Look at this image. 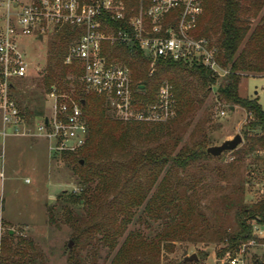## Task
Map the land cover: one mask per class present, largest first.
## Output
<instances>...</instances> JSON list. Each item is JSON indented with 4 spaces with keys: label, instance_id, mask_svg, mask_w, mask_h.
<instances>
[{
    "label": "trees",
    "instance_id": "obj_1",
    "mask_svg": "<svg viewBox=\"0 0 264 264\" xmlns=\"http://www.w3.org/2000/svg\"><path fill=\"white\" fill-rule=\"evenodd\" d=\"M126 1L137 4L136 0ZM203 12L195 34L216 45L217 61L225 74L201 63L172 59L158 60L151 72L150 59L141 50L122 44L103 46L109 61L131 70L134 98L139 107L155 101L164 82L172 86L175 114L166 123L121 120L114 115L104 95L86 88L81 81L80 63L64 62L83 28L63 26L49 40L50 63L38 85L48 92L55 88L65 96L63 101L81 105L89 134L78 152L62 154L79 190L63 191L54 204L47 206L48 222L58 223L56 212L60 208L61 221L73 228L74 241L82 248L91 247L93 258L99 256L103 247L107 252L115 249L118 238L142 206L138 219L148 233L130 232L112 264H159L162 249L179 240L227 242L219 252L222 256L227 250L235 251L249 242L254 221L264 223V196L247 204L245 192L239 186L222 200L227 212L233 210V224L226 226L220 222L211 236L206 237L211 223L200 204L197 190L200 177L190 168H201L204 161L215 158L206 154V149L217 142L200 124L184 141L185 128L215 87L220 106L229 110L238 106L247 111L241 132L243 144L233 152L240 153L241 158L264 149V109L258 97H243L239 91L244 77L264 76V0H204ZM106 23L113 29L128 27L127 21H113L109 17ZM10 92L27 123L44 116L42 97L35 96L36 92L28 98L21 94L19 99L14 84ZM4 222L0 218V223ZM14 236L10 230L4 234L0 264L36 263L32 241L19 238L13 243ZM75 249H69V264H83L80 251ZM189 263L184 259L180 262ZM251 264L264 261L254 255Z\"/></svg>",
    "mask_w": 264,
    "mask_h": 264
},
{
    "label": "built area",
    "instance_id": "obj_2",
    "mask_svg": "<svg viewBox=\"0 0 264 264\" xmlns=\"http://www.w3.org/2000/svg\"><path fill=\"white\" fill-rule=\"evenodd\" d=\"M0 0L4 14L0 21V140L10 133L41 137L49 141L53 153H75L86 143L89 129L77 102L63 101L56 89L49 92L52 114L29 124L21 115L10 90L13 79L26 77L28 62L21 47L23 37L45 36L63 26L84 29L71 45L64 62H79L81 81L86 88L107 98L116 116L124 121L160 123L175 114L172 86L164 82L156 100L143 108L134 98L131 70L109 61L104 44L130 45L150 59L151 72L158 60L172 59L187 64L201 63L216 73L225 74L217 61L218 48L208 38L195 34L204 13V0ZM127 21L128 27L113 29L106 23ZM226 112L221 111V115ZM48 118V123L45 119ZM264 155V149L257 151ZM5 152H0V177H5ZM264 191V189H263ZM252 238L235 251H228L225 264H249L252 249H260L264 261V223H252ZM4 233L0 230V255Z\"/></svg>",
    "mask_w": 264,
    "mask_h": 264
},
{
    "label": "rangeland",
    "instance_id": "obj_3",
    "mask_svg": "<svg viewBox=\"0 0 264 264\" xmlns=\"http://www.w3.org/2000/svg\"><path fill=\"white\" fill-rule=\"evenodd\" d=\"M3 14L4 11L0 8L1 22ZM255 22L256 20L253 21ZM54 34L48 33L42 39L34 36L23 37L21 47L28 62V73L24 78L13 79L17 98L21 99V94L26 98L31 97L33 92H36L35 96L42 97L44 116L52 114L53 104L49 92L39 87L38 83L40 84L41 79L47 74L50 63L49 40ZM239 91L243 97H259L264 109V76L244 77ZM222 110L226 112L224 115L220 114ZM246 112L238 106L234 111L220 106L216 100L214 87L202 108L195 113L192 123L185 128L184 141L188 140L194 129L201 126L213 134L216 144H220L225 138L242 132L247 119ZM114 115L116 116L115 113ZM1 126L0 114V128ZM2 149L5 152V177L4 179L0 177L2 199L0 218L5 222L0 223V230L4 234L8 230L14 232L15 236L11 239L13 243H17L19 238L32 241L31 251L36 253L37 262L31 264H69V249L74 247L76 251H80L83 264H112L117 250L130 232L144 230L148 233L147 229H144L145 225L138 219L142 206L137 209L135 218L118 238L115 249L107 252L103 247L99 256L93 258L91 247L82 248L74 241L73 228L67 222L61 221L60 208L56 212L58 223L48 222L47 206L54 204L57 196L63 191L79 190L74 175L62 158L64 153L50 151L49 141L45 138L10 133L4 140H0V152ZM233 151L204 161L201 168H190L191 172L200 177L197 188L201 197L200 204L211 223L207 238L220 222H225L226 226L233 224V210L227 212L222 200L234 188L242 186L247 204L254 203L264 196V155L255 152L239 158L240 153ZM154 225L157 227L158 223ZM71 242L72 245L69 247ZM226 246L227 242L224 241L179 240L162 249L159 264H180L184 256H191L193 253L198 259L189 261L191 262L189 264H225L228 250L222 256L219 252ZM250 253L251 255L247 256L249 264L254 255L261 254V250L252 249Z\"/></svg>",
    "mask_w": 264,
    "mask_h": 264
},
{
    "label": "water",
    "instance_id": "obj_4",
    "mask_svg": "<svg viewBox=\"0 0 264 264\" xmlns=\"http://www.w3.org/2000/svg\"><path fill=\"white\" fill-rule=\"evenodd\" d=\"M39 39H42V36H39ZM230 110L234 111L235 107H230ZM45 123H48V118L45 119ZM243 136L242 133H236L232 137L225 138L220 144L211 145L206 149V154L211 155L213 157H217L222 155L224 152L235 150L240 144H243ZM83 163V161H82ZM12 232V231H11ZM72 242L69 243V247H71ZM187 251L185 252V255ZM198 256L193 253L191 256H184L185 261L197 260Z\"/></svg>",
    "mask_w": 264,
    "mask_h": 264
},
{
    "label": "crops",
    "instance_id": "obj_5",
    "mask_svg": "<svg viewBox=\"0 0 264 264\" xmlns=\"http://www.w3.org/2000/svg\"><path fill=\"white\" fill-rule=\"evenodd\" d=\"M259 98V97H258ZM9 221V220H8Z\"/></svg>",
    "mask_w": 264,
    "mask_h": 264
}]
</instances>
